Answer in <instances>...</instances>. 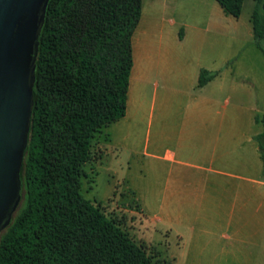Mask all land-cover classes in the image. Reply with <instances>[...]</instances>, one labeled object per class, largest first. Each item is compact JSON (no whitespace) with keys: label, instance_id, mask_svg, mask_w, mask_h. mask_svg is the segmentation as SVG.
<instances>
[{"label":"crops","instance_id":"obj_1","mask_svg":"<svg viewBox=\"0 0 264 264\" xmlns=\"http://www.w3.org/2000/svg\"><path fill=\"white\" fill-rule=\"evenodd\" d=\"M254 6L243 0L233 17L216 0H141L125 114L94 144V166L126 153L122 181L140 217L138 237L162 244L157 234L169 264H264L254 139L264 55L252 40ZM200 70L215 75L198 86Z\"/></svg>","mask_w":264,"mask_h":264},{"label":"trees","instance_id":"obj_2","mask_svg":"<svg viewBox=\"0 0 264 264\" xmlns=\"http://www.w3.org/2000/svg\"><path fill=\"white\" fill-rule=\"evenodd\" d=\"M237 17L243 0H216ZM263 0L252 40L264 55ZM141 0H48L35 56L21 197L0 232V264H159L81 192L96 136L125 114ZM215 72L200 70L197 85ZM254 136L264 174V112ZM169 264V263H168Z\"/></svg>","mask_w":264,"mask_h":264},{"label":"water","instance_id":"obj_3","mask_svg":"<svg viewBox=\"0 0 264 264\" xmlns=\"http://www.w3.org/2000/svg\"><path fill=\"white\" fill-rule=\"evenodd\" d=\"M47 2L0 0V232L11 221L21 197L20 168Z\"/></svg>","mask_w":264,"mask_h":264},{"label":"rangeland","instance_id":"obj_4","mask_svg":"<svg viewBox=\"0 0 264 264\" xmlns=\"http://www.w3.org/2000/svg\"><path fill=\"white\" fill-rule=\"evenodd\" d=\"M101 141H103L102 133L97 135L93 141L90 158L83 167L86 176H83L81 179L80 192L85 198L98 203L101 210L108 217L119 223L136 243H141L138 237L140 227L138 226V221L140 217L136 213L137 209L133 199V193L124 187L122 181L126 176V161L129 158L126 157L125 152L116 151L114 153L115 156H112L113 160L110 157L111 155H108L95 170L94 163L97 160L98 153L94 149V144ZM159 238L155 234L154 241L162 244L154 243L144 245V247L147 253L153 255L154 259L158 260L157 258H159V264H168L169 260L166 257L165 241L162 242L161 238Z\"/></svg>","mask_w":264,"mask_h":264}]
</instances>
